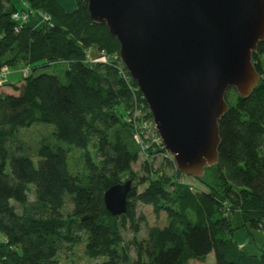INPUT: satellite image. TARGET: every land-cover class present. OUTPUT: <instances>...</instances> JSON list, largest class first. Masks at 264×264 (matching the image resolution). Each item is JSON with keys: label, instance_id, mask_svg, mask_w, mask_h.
<instances>
[{"label": "trees", "instance_id": "trees-1", "mask_svg": "<svg viewBox=\"0 0 264 264\" xmlns=\"http://www.w3.org/2000/svg\"><path fill=\"white\" fill-rule=\"evenodd\" d=\"M22 2L53 26L16 21L27 11ZM75 2L67 12L59 0H0V74L31 70L13 94L0 95V264H61L79 248L95 264H191L212 253L216 264H264V248L254 255L240 247L230 212L239 211L250 231L264 228V43L253 56L261 84L248 99L234 94V104V91L227 93L220 162L195 181L200 187L184 183L167 157L172 174L147 160L140 178L133 166L142 146L125 115L139 110L138 124L148 126L150 109L121 63L120 44L91 20L86 1ZM92 49L108 61L91 63ZM43 68L54 73L38 74ZM40 128L38 148L20 139ZM75 151L84 152V166L74 174ZM131 181L128 212L112 216L106 193ZM138 204L167 218L141 241L147 219H137Z\"/></svg>", "mask_w": 264, "mask_h": 264}, {"label": "water", "instance_id": "water-1", "mask_svg": "<svg viewBox=\"0 0 264 264\" xmlns=\"http://www.w3.org/2000/svg\"><path fill=\"white\" fill-rule=\"evenodd\" d=\"M91 20L120 44L122 65L150 109L177 169L194 180L219 164L227 93L248 99L261 84L253 56L264 43V0H84ZM133 183L105 195L128 212Z\"/></svg>", "mask_w": 264, "mask_h": 264}, {"label": "rangeland", "instance_id": "rangeland-1", "mask_svg": "<svg viewBox=\"0 0 264 264\" xmlns=\"http://www.w3.org/2000/svg\"><path fill=\"white\" fill-rule=\"evenodd\" d=\"M68 1V0H67ZM74 3L75 0H71ZM23 3V2H22ZM23 7H25V9L27 10L26 12L22 13V20L20 21V23L22 25H28L29 21L32 17H34L35 15H40L41 16V23L39 25H37L34 28H44L47 26L52 27V21L50 19V17H48L47 15L42 14L41 12H32L28 10V5L26 4V2L23 3ZM87 56L89 57V61L91 63H99V62H103V61H108V58H106V56L102 55L101 53L98 52L97 49H92L90 51H88ZM120 58V55H119ZM115 60L118 59V56H114ZM31 70L29 69V67H25V66H18L13 70H5V73L2 74V78L4 79L2 82V86L0 87V95H6L8 94V92L10 93V80L12 77H15L16 75H20V77L22 78V80L27 77L28 75H30ZM39 73H45V74H53L54 73V69L52 68H43L41 70L38 71ZM37 74V75H38ZM231 94V103H235L236 98L234 97L235 92H230ZM123 110V109H122ZM128 110V109H127ZM138 118H141L139 115V111H128L127 115H125V119H127L128 121H130V125L132 126V129L135 133V135L137 136V141L139 142V144L142 146L141 148V156H140V161L138 162L137 165L133 166V169L135 171V173H137V175L140 176V178L142 176H145V173L143 171V167H144V163L147 160H151L154 164V170L163 168L167 165V163L165 162V158L167 157L168 159H170L171 161L174 162L173 160V156L170 155L169 153L165 152L164 149V145H163V141H161L159 134L157 133V130H155V124L154 122L150 125H143V123H139L138 124ZM44 127V126H43ZM34 128H38V127H34ZM42 132H45L42 128L40 129H31L29 130V132L23 133L20 137L21 140H23L27 145H29V147L31 148H38L39 144L41 143V141L43 140V137L38 136L40 135ZM90 151H93V148H90ZM77 153V154H74ZM74 153H71V160H70V167H71V171L72 173L75 174V172L81 170L84 166L83 164V159H81V155L84 154V152L81 151H75ZM94 157V155H93ZM74 158V160H72ZM94 161H96V158L94 157ZM177 168V166L175 167ZM165 169L166 172H168L169 174L173 173V170L165 167L163 168ZM185 177L183 178V182L184 183H189L191 185H193L196 189L198 188V186L200 187V185L198 183H196L193 178L184 175ZM145 186H142L139 188V193L141 194L144 190H145ZM137 219H140L141 217L147 219V225L143 224L141 225V234L138 236V240H144L147 238L148 236V232L150 228H155V227H160L163 228L165 227V225L167 224V218H165L164 215L160 216V219L156 217V215L153 212V208L145 206V205H141L138 204L137 205ZM231 214H233V210L230 209ZM233 217V216H232ZM130 227H128V231L125 233V238H126V242L130 243L133 240L134 234L132 231H129ZM261 232H264V228L262 229ZM136 257L135 252L133 253V259ZM61 264H95V262L93 261H89L85 258V256L83 255V249L79 248L76 253L73 256H70L68 258L62 259L61 260ZM191 264H216V260L214 259V254L212 253L210 256H208V258L206 259V262H198V261H192Z\"/></svg>", "mask_w": 264, "mask_h": 264}, {"label": "crops", "instance_id": "crops-1", "mask_svg": "<svg viewBox=\"0 0 264 264\" xmlns=\"http://www.w3.org/2000/svg\"><path fill=\"white\" fill-rule=\"evenodd\" d=\"M60 3L64 6L67 12H72L76 9V3L71 0H59ZM41 23V16L35 15L29 21L28 26L36 27ZM22 78L16 75L12 77L10 82V90L11 92L8 94H13V88L19 87L22 85ZM233 224L236 228H238V233L236 234L237 240L239 242L240 247L244 250H248L252 254H259L260 251L264 248V232L261 231H250V229L244 228L241 215L239 211L235 210L233 212Z\"/></svg>", "mask_w": 264, "mask_h": 264}, {"label": "built area", "instance_id": "built-area-1", "mask_svg": "<svg viewBox=\"0 0 264 264\" xmlns=\"http://www.w3.org/2000/svg\"><path fill=\"white\" fill-rule=\"evenodd\" d=\"M21 15H22V14H14V15H13V16H14L13 18H14L16 21L20 22V21L22 20V18H23ZM102 55H104V54H102ZM5 70H8V69H5ZM5 70H4L3 73L0 74V87L2 86V84H3L2 81L4 80V79L2 78L1 75L5 73ZM138 111H139V110H138ZM139 115H140V112H139ZM263 225H264V220H263Z\"/></svg>", "mask_w": 264, "mask_h": 264}]
</instances>
